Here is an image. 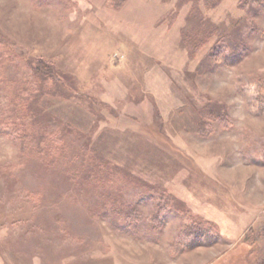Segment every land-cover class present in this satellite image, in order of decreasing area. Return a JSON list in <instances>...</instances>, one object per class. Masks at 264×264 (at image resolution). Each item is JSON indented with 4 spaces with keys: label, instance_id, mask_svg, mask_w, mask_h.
I'll return each instance as SVG.
<instances>
[{
    "label": "rangeland",
    "instance_id": "1",
    "mask_svg": "<svg viewBox=\"0 0 264 264\" xmlns=\"http://www.w3.org/2000/svg\"><path fill=\"white\" fill-rule=\"evenodd\" d=\"M260 43L264 0H0V264H264V97L196 88Z\"/></svg>",
    "mask_w": 264,
    "mask_h": 264
},
{
    "label": "clouds",
    "instance_id": "2",
    "mask_svg": "<svg viewBox=\"0 0 264 264\" xmlns=\"http://www.w3.org/2000/svg\"><path fill=\"white\" fill-rule=\"evenodd\" d=\"M259 51L264 52V43L258 45ZM197 89H206L213 99L221 103L233 125L243 129L257 111L258 97H264V83L255 80H242L229 68L215 75H201L196 83ZM243 88V94L238 90ZM264 176V173L260 174Z\"/></svg>",
    "mask_w": 264,
    "mask_h": 264
},
{
    "label": "trees",
    "instance_id": "3",
    "mask_svg": "<svg viewBox=\"0 0 264 264\" xmlns=\"http://www.w3.org/2000/svg\"><path fill=\"white\" fill-rule=\"evenodd\" d=\"M194 229H186V231H184V233H185V236L186 237H188V236H190V234L193 232V230H195L196 232H197V230H200V231H198L197 232V234L198 233H200V232H205V230H203V229H201V226H198V227H193ZM195 234V233H194ZM194 234H193V236H194ZM196 234V235H197ZM204 235V236H203ZM203 235L201 234L200 236H198L197 238H199V237H207V235H205V233H203ZM208 238V237H207Z\"/></svg>",
    "mask_w": 264,
    "mask_h": 264
}]
</instances>
